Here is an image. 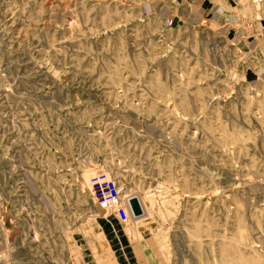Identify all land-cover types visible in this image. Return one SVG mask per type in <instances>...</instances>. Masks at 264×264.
<instances>
[{"label": "rangeland", "instance_id": "rangeland-1", "mask_svg": "<svg viewBox=\"0 0 264 264\" xmlns=\"http://www.w3.org/2000/svg\"><path fill=\"white\" fill-rule=\"evenodd\" d=\"M0 264H264V0H0Z\"/></svg>", "mask_w": 264, "mask_h": 264}, {"label": "built area", "instance_id": "built-area-1", "mask_svg": "<svg viewBox=\"0 0 264 264\" xmlns=\"http://www.w3.org/2000/svg\"><path fill=\"white\" fill-rule=\"evenodd\" d=\"M91 186L94 198L99 206L109 209L119 220L127 223L129 211L127 199L120 182L107 172L100 171L93 175Z\"/></svg>", "mask_w": 264, "mask_h": 264}, {"label": "water", "instance_id": "water-1", "mask_svg": "<svg viewBox=\"0 0 264 264\" xmlns=\"http://www.w3.org/2000/svg\"><path fill=\"white\" fill-rule=\"evenodd\" d=\"M127 202L130 205L134 217H139L144 214V207L138 195L128 197Z\"/></svg>", "mask_w": 264, "mask_h": 264}, {"label": "bare ground", "instance_id": "bare-ground-1", "mask_svg": "<svg viewBox=\"0 0 264 264\" xmlns=\"http://www.w3.org/2000/svg\"><path fill=\"white\" fill-rule=\"evenodd\" d=\"M144 215V214H143ZM140 217V216H139Z\"/></svg>", "mask_w": 264, "mask_h": 264}]
</instances>
